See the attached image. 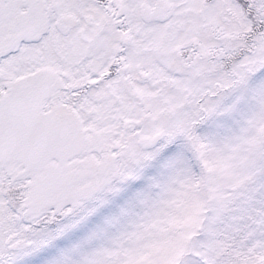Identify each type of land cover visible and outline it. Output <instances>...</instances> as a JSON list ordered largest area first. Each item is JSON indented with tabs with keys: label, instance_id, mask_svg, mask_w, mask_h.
<instances>
[{
	"label": "snow or ice",
	"instance_id": "6c2138e0",
	"mask_svg": "<svg viewBox=\"0 0 264 264\" xmlns=\"http://www.w3.org/2000/svg\"><path fill=\"white\" fill-rule=\"evenodd\" d=\"M154 168L54 264H264V0H0V264Z\"/></svg>",
	"mask_w": 264,
	"mask_h": 264
},
{
	"label": "rangeland",
	"instance_id": "374dc122",
	"mask_svg": "<svg viewBox=\"0 0 264 264\" xmlns=\"http://www.w3.org/2000/svg\"><path fill=\"white\" fill-rule=\"evenodd\" d=\"M226 102L230 103L231 100ZM220 125H223V128L220 127ZM232 125V117H218L205 124L200 131L205 134L217 133L224 131L227 127ZM166 158L167 156L162 157L161 163H163ZM154 174H156V169H149L143 179L124 186V191L119 195H109L107 197L109 202L103 206L98 205L97 202H91L88 207L97 209L92 215L88 216L86 220L75 228L67 231L51 245L42 249L38 254L25 258L21 261V264H54L65 251L76 245L84 244L94 231L107 227L105 222L108 218L120 215L122 208L128 207L135 200V197L140 191L146 190L149 184V177ZM70 222V219L63 221V223ZM52 227L55 228L56 226L53 225Z\"/></svg>",
	"mask_w": 264,
	"mask_h": 264
}]
</instances>
